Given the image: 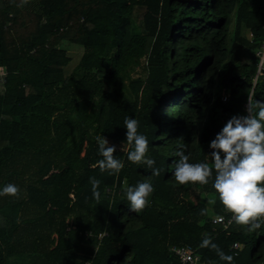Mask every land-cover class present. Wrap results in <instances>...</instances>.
Listing matches in <instances>:
<instances>
[{"label": "trees", "instance_id": "16d2710c", "mask_svg": "<svg viewBox=\"0 0 264 264\" xmlns=\"http://www.w3.org/2000/svg\"><path fill=\"white\" fill-rule=\"evenodd\" d=\"M18 5L0 0V189L20 190L0 196V264H180L169 247L186 243L211 264H229L219 252L231 264L264 260L262 225L212 223L230 214L215 171L207 185H179L173 175L180 144L190 162L211 166L210 141L244 112L251 89L264 100V74L253 86L264 0ZM65 43L83 49L70 71ZM126 118L139 122L159 176L128 160ZM100 136L116 146L118 174L98 167ZM91 178L100 181L99 202ZM140 182L155 191L135 213L124 189ZM234 241L245 244L239 257Z\"/></svg>", "mask_w": 264, "mask_h": 264}, {"label": "clouds", "instance_id": "9594fccd", "mask_svg": "<svg viewBox=\"0 0 264 264\" xmlns=\"http://www.w3.org/2000/svg\"><path fill=\"white\" fill-rule=\"evenodd\" d=\"M29 0H21V5ZM247 115L232 116L222 129L210 141L213 150L210 155L212 165L207 162H190V156L185 154V145L180 144L175 156L173 175L179 185H207L215 171L213 187L218 193L219 201L224 209L230 212L236 223L249 226L250 230L260 228L264 224V100H254L248 96ZM126 140L134 145L129 151L128 160L134 164H146L152 169L153 176H159L161 169L154 167L155 160L149 158V141L138 132L139 122L134 118L124 121ZM98 151L103 157L97 164L101 172L110 175L118 174L124 164L115 158L116 146L110 145L106 137H97ZM92 194L97 202L100 201L98 191L100 181L91 178ZM155 191L149 182H140L136 186L124 189L130 210L142 212L149 206V197ZM19 188L7 184L0 189V196L19 197ZM203 214V213H202ZM206 238L202 246H208ZM216 248V245H212ZM222 260L231 264L233 257L218 253Z\"/></svg>", "mask_w": 264, "mask_h": 264}, {"label": "built area", "instance_id": "2783aa9c", "mask_svg": "<svg viewBox=\"0 0 264 264\" xmlns=\"http://www.w3.org/2000/svg\"><path fill=\"white\" fill-rule=\"evenodd\" d=\"M264 29V27H263ZM255 56L257 59V68L255 75L253 77V86L256 83L257 78L264 74V38L261 40L259 47L255 51ZM249 96H252V89ZM223 99L225 100L226 97L223 96ZM247 102L244 105V112L240 114L239 116L247 115ZM106 192L109 194L114 193V188L107 187ZM235 221L234 216L230 213H221L218 215H215L212 218V223L219 224L222 226V230H227ZM262 227L264 228V224H262ZM106 235V232L103 231L97 235V238L99 241H101L102 237ZM242 249V245L239 242H232L230 245V250L233 252L235 256H238L239 251ZM169 251L178 258L180 264H211L209 262L204 261L201 258V255L197 252V249L192 246L191 244H181V245H171L169 247ZM85 264H91L90 261H86ZM251 264H264V260L258 263H251Z\"/></svg>", "mask_w": 264, "mask_h": 264}, {"label": "rangeland", "instance_id": "374dc122", "mask_svg": "<svg viewBox=\"0 0 264 264\" xmlns=\"http://www.w3.org/2000/svg\"><path fill=\"white\" fill-rule=\"evenodd\" d=\"M63 47L67 50V53H68V55L71 58V62L67 66V71H70L74 67H76V65L78 64L83 49H82V47H80V46H78L76 44H70V43L63 44ZM136 74L143 75L144 72H143V70L138 69ZM262 77H263V75L260 76V79ZM108 142L111 143L109 140H108ZM211 201H212V199H207L206 200V202H208V203H211ZM235 227H237V224H234L232 226V228H235Z\"/></svg>", "mask_w": 264, "mask_h": 264}, {"label": "crops", "instance_id": "0c3cea01", "mask_svg": "<svg viewBox=\"0 0 264 264\" xmlns=\"http://www.w3.org/2000/svg\"><path fill=\"white\" fill-rule=\"evenodd\" d=\"M234 224H237V223L234 221L232 225H234ZM234 242H238V241H234ZM239 243L242 245V249L239 251L238 256H235V255L233 254L235 257H239L240 254L242 253L243 249L245 248V244H244V243H241V242H239ZM188 244H189V243H188ZM232 253H233V252H232ZM232 264H243V263H232ZM249 264H251V263H249Z\"/></svg>", "mask_w": 264, "mask_h": 264}]
</instances>
